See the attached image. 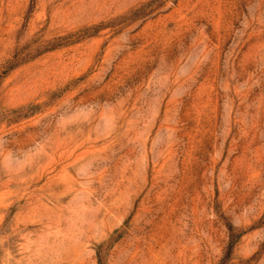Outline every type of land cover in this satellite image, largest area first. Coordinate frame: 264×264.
Listing matches in <instances>:
<instances>
[{"label":"rangeland","instance_id":"rangeland-1","mask_svg":"<svg viewBox=\"0 0 264 264\" xmlns=\"http://www.w3.org/2000/svg\"><path fill=\"white\" fill-rule=\"evenodd\" d=\"M0 264H264V0H0Z\"/></svg>","mask_w":264,"mask_h":264}]
</instances>
